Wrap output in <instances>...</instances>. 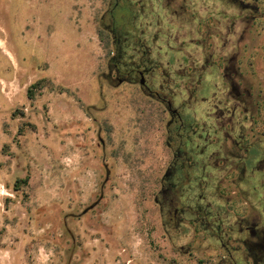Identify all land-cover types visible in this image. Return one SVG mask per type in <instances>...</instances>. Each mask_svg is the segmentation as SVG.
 Returning a JSON list of instances; mask_svg holds the SVG:
<instances>
[{"label": "rangeland", "instance_id": "374dc122", "mask_svg": "<svg viewBox=\"0 0 264 264\" xmlns=\"http://www.w3.org/2000/svg\"><path fill=\"white\" fill-rule=\"evenodd\" d=\"M109 2L0 0V264H217L200 231L166 226L155 203L170 117L139 84L118 85ZM183 2L135 8L149 84L178 104L196 88L195 69L217 56L214 20L229 11ZM244 7L237 13L263 11ZM255 28L237 38V61L263 91Z\"/></svg>", "mask_w": 264, "mask_h": 264}, {"label": "flooded vegetation", "instance_id": "af4514ba", "mask_svg": "<svg viewBox=\"0 0 264 264\" xmlns=\"http://www.w3.org/2000/svg\"><path fill=\"white\" fill-rule=\"evenodd\" d=\"M211 1L229 6L214 20L212 58L217 56L195 69L196 88L181 103L150 86L153 66L142 40L134 59L122 60L117 81L139 84L169 114L166 145L171 158L155 196L165 225L200 231L204 243L217 252V264H264V88L261 81L254 82L253 67L237 61V38L253 26L264 33V0ZM143 3L110 0L109 5L135 9ZM256 4L263 6L260 14L237 13V6L251 11ZM134 13L136 20L142 17ZM140 34L138 28V38ZM258 51L252 46L244 50ZM262 69L256 67L258 76Z\"/></svg>", "mask_w": 264, "mask_h": 264}, {"label": "trees", "instance_id": "16d2710c", "mask_svg": "<svg viewBox=\"0 0 264 264\" xmlns=\"http://www.w3.org/2000/svg\"><path fill=\"white\" fill-rule=\"evenodd\" d=\"M111 7L104 18H109L111 22V33L116 49L111 66L117 72L122 60H125V63L128 62L126 58L129 46L133 44L137 46L142 37H137L138 26L134 16V7L114 5Z\"/></svg>", "mask_w": 264, "mask_h": 264}, {"label": "water", "instance_id": "95a60500", "mask_svg": "<svg viewBox=\"0 0 264 264\" xmlns=\"http://www.w3.org/2000/svg\"><path fill=\"white\" fill-rule=\"evenodd\" d=\"M141 85H142V86L145 85V81H144V79L141 81Z\"/></svg>", "mask_w": 264, "mask_h": 264}]
</instances>
